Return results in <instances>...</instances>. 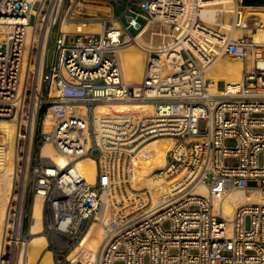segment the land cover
Listing matches in <instances>:
<instances>
[{
	"label": "built area",
	"instance_id": "obj_1",
	"mask_svg": "<svg viewBox=\"0 0 264 264\" xmlns=\"http://www.w3.org/2000/svg\"><path fill=\"white\" fill-rule=\"evenodd\" d=\"M210 1L115 2L122 13L117 19L88 13L83 0H0V119L20 120L18 163L32 168L34 197L44 196V234L55 264H71L66 254L100 217L102 193L123 177L131 159H148L146 148L163 137L175 141L164 174L177 180V196L133 219L112 222L96 264H264V203L244 204L231 217L222 207L235 190L264 193V66H259L264 44L206 26L201 12ZM234 1L246 6L247 0ZM67 2V20L100 22L105 30L60 31L56 60L48 68L54 29ZM124 3L127 10L121 11ZM149 23L147 34L161 44L146 50L141 82L128 85L121 52ZM252 52L257 65L244 71L241 84L220 80L214 88L207 70L219 56L246 59ZM118 101L146 108L114 116L97 112ZM201 121L205 130L199 129ZM34 125L32 150L27 136ZM46 143L71 164L61 168L43 157ZM85 158L96 163L94 184L74 170ZM200 186L206 195L197 194ZM15 190L8 238L18 245L32 239V219L27 193L19 233L21 187Z\"/></svg>",
	"mask_w": 264,
	"mask_h": 264
},
{
	"label": "bare ground",
	"instance_id": "obj_2",
	"mask_svg": "<svg viewBox=\"0 0 264 264\" xmlns=\"http://www.w3.org/2000/svg\"><path fill=\"white\" fill-rule=\"evenodd\" d=\"M234 2V0H212L209 3H206L201 12L205 25L212 28L216 25H223V28L227 27V30L228 28L234 29V26L246 28V26H248L246 24L247 15L240 21L239 14L237 13L239 10H236ZM245 7L251 10L256 9L251 5ZM226 14L231 17V22H225L222 20V17ZM66 15L67 11L61 22L60 31L63 35L69 33L70 29H73V23L65 18ZM249 15L255 16L256 13L253 12ZM99 25L97 29L90 31L89 33L97 35L103 34L105 27L104 25ZM85 26L87 25L78 24L76 33H88L83 31ZM217 26L215 28H217ZM148 28L149 25H146L145 28L135 36L134 40H138L143 47L153 50L156 47H159L161 42L152 39L151 35L149 37L150 41L143 38L148 32ZM231 31L233 32V30ZM249 38H252L257 44H264V34L262 33L256 32ZM223 57L219 56L215 63L207 70V78L211 80V82H214V88H216V84H218L220 80H224L229 86L241 84L245 70L244 62H232ZM252 58L251 63L247 65L248 70L253 69L255 65H257V56L253 55ZM121 60L124 69L125 83L128 85H131L132 83H140L145 66V54L140 53L139 50L133 46H128L123 48L121 52ZM259 66H264L263 60L260 61ZM30 70L31 66L28 64L26 70L27 76ZM40 82L41 78L39 79V82H36L39 84L38 87L40 86ZM145 108V106L140 104L118 101L100 105L97 108V112L102 115H111L112 111L120 113L131 111L139 112ZM37 112L38 110H36V114ZM15 122V120H11L10 122L0 120V264L4 263L2 256L4 255L6 245L10 244V242L7 241L9 227L8 219L10 209L12 208V201L15 200L14 191L16 187V170L14 168L16 166L13 168V163L18 159V143L21 136L19 130L20 120L18 124ZM46 125V129L48 130L50 128L49 121H47ZM35 127L36 125L33 126L32 133L27 136V141H29L32 150L35 137ZM174 142L175 141L169 137L153 140L146 148L151 151V156L148 159L143 158L139 161L135 158L131 159L127 169L123 170V173H121L123 177L118 179L117 183L111 188V191L105 190L102 193L101 198L104 200L105 203L103 202V204H105V206H103L104 208L101 212V217L98 222H92L84 237H81V249L75 248L69 253L68 260H70L71 263L96 264L107 234L115 228V224H112V222L117 220L120 223H123L124 221L133 219L140 214L149 212L169 201V198L177 196V180L171 185L169 180L167 181L163 178L167 167V153L173 147ZM41 155L53 160L61 168H65L71 164V159L59 154L55 146L51 143H46L42 146ZM28 159L30 160L31 156H29ZM74 170L82 173L88 183L94 184L96 182L97 167L92 159L85 158L79 160ZM25 187L26 186L23 185L22 192L19 195V213L21 214V219L18 227L20 229H22L23 213L25 209ZM196 191L199 195H206L208 193L205 186H200ZM44 203L45 199L42 193H36L31 211L32 222L30 225V234L32 235V239L29 242L22 244L19 252L20 259L18 264H55V261L53 260V252L47 250L49 241L43 232ZM247 203H264V193L257 188L235 190L227 195L223 201L222 207L224 213L228 217H231L238 207Z\"/></svg>",
	"mask_w": 264,
	"mask_h": 264
},
{
	"label": "rangeland",
	"instance_id": "obj_3",
	"mask_svg": "<svg viewBox=\"0 0 264 264\" xmlns=\"http://www.w3.org/2000/svg\"><path fill=\"white\" fill-rule=\"evenodd\" d=\"M128 0H125V2H127ZM139 2V1H138ZM234 6H236V10L238 11L237 13L239 14V20L241 21L242 18L246 17L247 15V18H246V24L248 26L243 27L241 28L240 26H234V29H229L227 30V27H224L223 28V25H216L217 28H223L225 32L229 33L231 30H233V32L231 31L229 34L233 35L235 38H242V37H245V38H248L250 36H253L254 33L256 32H259V33H262L264 34V29L261 28V25L259 24L260 21H262V23L264 24V7L263 8H256V9H249L245 6H241V5H237L236 2H234ZM94 5H99V6H102V7H99V6H92L90 5L89 3H84L83 7L85 8V10L90 13V14H93V15H96L98 17H107L109 15H113L114 17L116 16H120L122 13L120 11H118L115 7H111L109 4H94ZM69 2H67L63 8V11H62V17H64V14L66 13V11L69 9ZM247 6V5H246ZM250 6V5H249ZM133 9L135 12H141L142 9L140 7H138L137 5H133ZM124 10H127V4L124 3L122 4L121 6V11H124ZM256 13V15H249L250 13ZM259 14V15H258ZM261 19V20H260ZM222 20L223 21H228V22H231V17L224 15V17H222ZM123 21L124 23L127 22V18L126 17H123ZM140 22L142 24L145 23V21L143 19H140ZM73 23V29L69 31V33H76L77 31V25L78 24H83L82 22H72ZM102 25L100 22H97V23H93V24H90V25H87L84 27V32H90V31H94L95 29L98 28V25ZM99 25V26H100ZM149 28H148V31L152 28V23H149ZM216 26H213L214 28ZM255 26V27H254ZM60 28H61V24L58 25L55 29H54V34H53V39H52V43H51V51H50V56H49V59H48V68L55 62L56 60V49H55V39L57 38V36L59 35V31H60ZM238 30V31H237ZM246 30V31H245ZM237 32V33H236ZM249 32V33H248ZM130 33L131 34H135L136 33V30H134L133 28L130 30ZM243 33V34H242ZM137 36V35H136ZM150 35H148L147 33L145 34V36L143 37L144 39L150 41ZM159 41V40H157ZM128 46H133L134 48H137L139 50L140 53H144L145 54V57H146V50L147 48L143 47L141 45V43L138 41V40H133L131 43H129V45L125 46V47H128ZM124 47V48H125ZM253 55H256V52H252L250 53V55L248 56V58L246 59H240V58H236V57H231V56H224L223 58H226L228 59V61H232V62H237V61H242L244 62L245 64V70H247V65L251 63L252 61V56ZM124 70V69H123ZM133 84V83H132ZM220 89H223L224 88V83H220L219 85ZM116 111H112L111 112V115L115 114V115H118V114H121L120 112H116ZM114 116V115H113ZM1 120V119H0ZM2 121H11V120H2ZM12 123V122H11ZM16 123V122H15ZM206 121H201L200 124H199V129L200 130H205L206 129ZM39 130H40V126H39ZM0 143H1V135H0ZM56 148V147H55ZM57 150V149H56ZM58 152V150H57ZM38 153V151H36V154ZM59 153V152H58ZM60 154V153H59ZM62 155V154H61ZM64 156V155H63ZM66 157V156H65ZM18 158V157H17ZM68 158V157H67ZM70 159V158H69ZM31 160V159H30ZM29 161V159H28ZM71 161V160H70ZM15 163V164H14ZM13 163V168L16 170V180H15V185L21 187V192H22V189H23V185H25L26 187V194L28 193V200H27V215H29L32 211V203H33V200H34V195L32 193V187H33V182H34V175L32 174V168H30V166L26 165V163H18V159H16V162L14 161ZM157 172V171H156ZM15 173V172H14ZM163 178H165L167 181L169 180V183L171 185H173L175 183V179H172L171 178H166L165 176H163ZM172 180V181H171ZM26 181V182H25ZM16 189V187H15ZM16 190L14 191V194H15ZM17 195L15 194V199H16ZM20 196L18 198V204H20ZM103 200V199H102ZM25 201H26V196H25ZM104 202V200H103ZM13 203V201H12ZM105 203V202H104ZM105 206V204H104ZM11 207H12V204H11ZM25 210V209H24ZM102 212V210H101ZM101 212H100V217H101ZM115 216V215H114ZM100 217L98 219H95L93 220L94 221H99ZM9 219H10V215H9ZM9 219H8V222H9ZM28 225H29V219L27 218L26 220V224H25V230L28 229ZM91 225V224H90ZM10 223H9V227H8V230L10 228ZM21 230L22 229H18V232L21 233ZM88 230V229H87ZM86 230V231H87ZM44 232V231H43ZM86 233V232H85ZM84 233V235H85ZM45 235V234H44ZM83 235V237H84ZM46 236V235H45ZM82 240V239H81ZM7 241L10 242V239L8 238V232H7ZM49 241V239H48ZM50 243V241H49ZM49 243H48V246H47V250H50L53 252V249L52 247H49ZM80 243L81 241L75 246L73 247L72 249H70V252L72 250H74L75 248L77 249H81L80 247ZM8 245V244H7ZM6 245V246H7ZM11 246H9L7 249H5L4 251V255L2 256V260H3V264H18V261L20 259V248L22 246V244H15L14 242H12L10 244ZM69 252V253H70ZM66 254V256L69 255ZM97 259V257H96ZM53 260L55 261V258H54V253H53ZM73 264V262L71 263Z\"/></svg>",
	"mask_w": 264,
	"mask_h": 264
},
{
	"label": "crops",
	"instance_id": "obj_4",
	"mask_svg": "<svg viewBox=\"0 0 264 264\" xmlns=\"http://www.w3.org/2000/svg\"><path fill=\"white\" fill-rule=\"evenodd\" d=\"M122 1L125 2V0H83L84 3H89L92 6H99V5H94V4H109L111 7H114L115 2L121 3ZM251 6L254 7V8H263L264 7V5H251ZM99 7H102V6H99ZM103 17L105 18V16H103ZM119 17H121V15L120 16H116L117 19ZM122 22L124 23V21H122ZM109 26H110V23L107 22V27H109Z\"/></svg>",
	"mask_w": 264,
	"mask_h": 264
},
{
	"label": "trees",
	"instance_id": "obj_5",
	"mask_svg": "<svg viewBox=\"0 0 264 264\" xmlns=\"http://www.w3.org/2000/svg\"><path fill=\"white\" fill-rule=\"evenodd\" d=\"M246 5H264V0H247Z\"/></svg>",
	"mask_w": 264,
	"mask_h": 264
},
{
	"label": "water",
	"instance_id": "obj_6",
	"mask_svg": "<svg viewBox=\"0 0 264 264\" xmlns=\"http://www.w3.org/2000/svg\"><path fill=\"white\" fill-rule=\"evenodd\" d=\"M159 172V171H158Z\"/></svg>",
	"mask_w": 264,
	"mask_h": 264
}]
</instances>
